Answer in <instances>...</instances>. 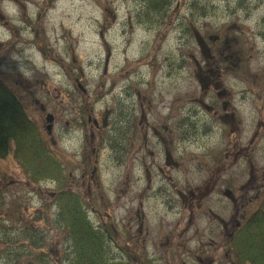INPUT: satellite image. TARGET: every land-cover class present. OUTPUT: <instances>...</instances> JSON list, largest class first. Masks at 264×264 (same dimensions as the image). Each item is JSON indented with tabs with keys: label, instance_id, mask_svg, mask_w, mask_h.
Instances as JSON below:
<instances>
[{
	"label": "rangeland",
	"instance_id": "rangeland-1",
	"mask_svg": "<svg viewBox=\"0 0 264 264\" xmlns=\"http://www.w3.org/2000/svg\"><path fill=\"white\" fill-rule=\"evenodd\" d=\"M170 1L166 13H149L141 0H0V82L19 98L27 116L47 140L52 158L61 164L60 189L66 187L75 192L85 211L90 205L101 209L100 214L89 217L94 225H106L111 233L106 264H237L233 249L226 256L227 246L218 223V219L230 222L233 217L232 206L222 198L220 190L245 184L249 163L256 172V192L262 191L264 184V176L259 178L264 170V0ZM192 31L209 46L208 62L200 56ZM124 50L129 63H134L135 57L138 62L128 77L125 74L129 80L126 94L121 88L113 90L116 113L134 96L138 102L151 104V117L147 120L150 123L156 121V115H165L157 108L168 98L178 99L177 114L183 116L179 110L184 107L190 116L207 91H202L199 80L208 69L217 86L215 90L233 98L240 132L235 134V145L232 143L230 153L225 155V160L228 154L234 157L225 161L226 168L210 162L211 155L225 144L221 126L210 130V124H196L193 126L199 129H193L191 136L176 139V159L182 160L173 177L177 190L185 195L195 194L196 205L201 202L205 187H218L219 192H209L203 205L192 207L187 230L191 214L188 210L184 211L182 223L176 224L180 220L177 211L182 208L178 203L175 214L167 217L170 222H166L162 208L151 197L144 203L140 234L142 216L137 197L147 186L134 176H125L121 165L108 161L103 172L97 173L96 181H90L89 175L78 168L87 142L89 152L99 150L94 154L105 152L124 160V127L116 120L112 124L109 120L110 126L101 132V138L94 134L87 140L86 127L75 121L80 119L77 109L86 104L93 106L101 118L104 94L112 86L108 81L116 79V75L120 78ZM106 63L110 74L104 73ZM74 82L80 85L84 99L76 94ZM206 85L209 84L203 88ZM188 96L192 98L189 100ZM215 96L210 90L205 99L214 101ZM93 102L96 103L92 105ZM48 116L54 118L50 129ZM197 119L208 121L203 113ZM178 122L181 121L176 118ZM114 132L119 133L118 142H114ZM183 152L185 158H179ZM104 160H109V156ZM201 161L205 164L200 165ZM237 165L241 167L238 171ZM52 189L56 187L49 181L31 185L12 155L0 160V196L4 203L0 219L6 218L3 225L11 226L6 236L15 232L16 219H28L25 223L30 226L38 217L43 244L49 254L55 255L67 247V240L65 231L53 221L57 208L55 195L49 194ZM151 192L146 190L145 195ZM261 199L262 194H255L256 207ZM41 217L47 221H40ZM144 237L147 248L141 250L140 239ZM1 242L2 236L0 254L6 249ZM151 245L156 249L153 254Z\"/></svg>",
	"mask_w": 264,
	"mask_h": 264
},
{
	"label": "trees",
	"instance_id": "trees-1",
	"mask_svg": "<svg viewBox=\"0 0 264 264\" xmlns=\"http://www.w3.org/2000/svg\"><path fill=\"white\" fill-rule=\"evenodd\" d=\"M141 1H144L149 13H166L171 3L170 0ZM120 114L121 111L116 114V121L118 125L124 126L125 121L121 120ZM122 118L125 120V115ZM118 135L119 133L114 132V142H118ZM11 148L14 159L24 168L31 182H59L61 166L56 158H52L39 128L28 118L12 89L0 82V160L9 154ZM58 191L59 189L54 197L57 210L53 221L58 228L66 231V239L72 251L68 264H99L106 253L105 234L95 230L73 194ZM3 204L0 196V208ZM38 219L37 217L36 221H32L34 225L30 226L25 223L28 219H16L18 226L11 236H6L11 229L8 223L3 225L7 222L6 218L0 219L1 244L6 246L5 251L0 254V264H52L50 256L45 255L47 252L43 244V229L37 223ZM40 221L45 222L47 218L41 217ZM235 238L234 257L238 263L264 264V204L259 212L240 227Z\"/></svg>",
	"mask_w": 264,
	"mask_h": 264
},
{
	"label": "flooded vegetation",
	"instance_id": "flooded-vegetation-1",
	"mask_svg": "<svg viewBox=\"0 0 264 264\" xmlns=\"http://www.w3.org/2000/svg\"><path fill=\"white\" fill-rule=\"evenodd\" d=\"M239 61L240 59L237 58ZM208 62V60L206 61ZM205 69V67L203 68ZM207 69V68H206ZM204 77L202 82H206L209 85H206L204 89H207L204 96L200 99V106H202L205 111L212 117V119L208 120L211 128L213 126L218 125L222 126L228 130L227 135V142L229 144H234L235 134L239 135V123L235 116L234 107L232 104L231 97L225 92L216 91L217 88L214 80L212 79L210 69L207 72H203ZM126 74L128 72L126 71ZM213 85V86H212ZM128 86H125L123 89V93L127 92ZM215 92V100L214 101H206L205 97L207 96L209 91ZM122 93V94H123ZM190 102V101H189ZM210 103V105H208ZM166 102H161V108H157L158 110L164 109L166 111L165 115L159 114L156 115V121L150 123L148 122V118L151 117L150 114V106L151 104H145L144 101H137V98H133L131 102H125L122 106H120L119 111L122 112L121 120L125 121V127L123 128L124 136L122 138V155L124 157L123 163L127 164L131 162L133 164L129 165V169L132 170L133 167H136V171L140 174V180L145 179L147 183V187L142 189L140 192L139 198L137 197L139 207L141 208V226L140 229L143 230L144 225V215H143V205L145 201L153 198V201L156 202L158 200H162L164 206L167 210H170L173 206L180 203L182 208L178 209V215H180V220L176 224L182 223L184 211L188 210L191 214L188 216V221L186 224L185 230L189 228L191 216L192 214V207L196 205L197 199L195 198V194L185 195L180 191H176V187L174 186L172 192L167 190L168 182L171 181V174L179 167V164L174 160L173 154L175 153V142L176 139H183L191 136L194 130L199 129L197 126H193L196 124H200L198 121L197 116L193 113L188 116L189 111L183 112V117L181 122L176 123L175 119V110L173 109V103H169L168 107L165 106ZM84 107V110L87 114L86 124L90 126V132L87 134L86 129L84 132L85 139L93 138L94 133L101 138V132L108 130L110 124H112L116 120V108L110 104L105 112L102 114L101 123L97 121L98 115L95 113L93 106ZM126 113V114H125ZM80 119L82 120V126L85 127V120L81 117V112L78 111ZM125 115V120L122 118ZM127 115V116H126ZM186 118V119H185ZM196 119V120H195ZM110 120V124H109ZM194 129V130H193ZM133 130L134 133H130ZM86 151H82V155H84V160H88L90 155L88 154L89 145H86ZM151 146V148H149ZM157 147V148H156ZM156 150L153 151V150ZM99 150H92L91 154L98 152ZM183 157V156H182ZM249 168H252L251 165ZM237 171L240 170L239 165L236 167ZM155 178L157 181V186L151 188L152 179ZM251 182V183H250ZM247 186H243L240 191L242 192H250L253 188L251 185L253 179H251ZM208 187H205L203 190L205 191L203 196H200V203L196 205L199 208L203 205L202 200L209 194L211 190H208ZM146 190H152L151 195H145ZM239 190V188H238ZM232 204H233V217L231 221L224 222L221 219H218L223 227L222 235H224V241L228 240V242L233 238V234L235 233L236 229L239 228L241 219L244 220V216L241 215L240 210L242 207V203L245 198V194L234 196L233 193H230ZM157 195H160L161 198H156ZM178 195V200L176 196ZM231 228L230 232L225 235V231ZM223 241V243H224ZM147 241L144 237L142 242L141 250H145ZM156 249L152 250L155 251ZM228 251H226V256Z\"/></svg>",
	"mask_w": 264,
	"mask_h": 264
},
{
	"label": "water",
	"instance_id": "water-1",
	"mask_svg": "<svg viewBox=\"0 0 264 264\" xmlns=\"http://www.w3.org/2000/svg\"><path fill=\"white\" fill-rule=\"evenodd\" d=\"M198 42L200 43L199 45L201 46V49L203 50L204 47H203V43H202V41L198 39Z\"/></svg>",
	"mask_w": 264,
	"mask_h": 264
}]
</instances>
